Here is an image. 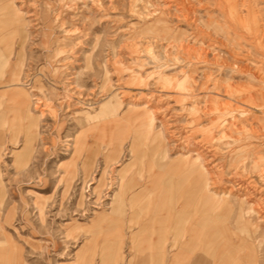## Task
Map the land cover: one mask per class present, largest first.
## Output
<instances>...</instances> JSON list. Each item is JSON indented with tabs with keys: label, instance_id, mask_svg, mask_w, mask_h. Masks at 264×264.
I'll return each mask as SVG.
<instances>
[{
	"label": "rangeland",
	"instance_id": "374dc122",
	"mask_svg": "<svg viewBox=\"0 0 264 264\" xmlns=\"http://www.w3.org/2000/svg\"><path fill=\"white\" fill-rule=\"evenodd\" d=\"M11 3L26 21L24 60L17 111L0 108V126L4 118L18 126L21 108L36 122L30 147L28 128L14 144L7 126L0 132V223L13 264H168L162 241L173 235L161 231L156 145L173 160L191 152L193 138L181 143L167 122L197 137L233 116L247 136L235 147L258 152L264 166V0ZM8 59L17 60L15 51ZM143 104L154 118L148 135L136 122ZM220 182L209 189L221 191ZM188 210L190 223L199 221ZM246 218L258 232L234 236L264 263V218Z\"/></svg>",
	"mask_w": 264,
	"mask_h": 264
},
{
	"label": "bare ground",
	"instance_id": "6f19581e",
	"mask_svg": "<svg viewBox=\"0 0 264 264\" xmlns=\"http://www.w3.org/2000/svg\"><path fill=\"white\" fill-rule=\"evenodd\" d=\"M12 10L7 25L8 35L10 39H15L13 43L17 45L18 52L22 56L21 47L26 31L20 25L25 24L26 21L19 17V12L16 9L13 8ZM47 12L49 11L47 10ZM21 66L22 62L18 61L13 63L11 69H9V77L11 76V81L14 84H17L20 80L18 73ZM25 96L27 97V95ZM27 103L28 100L24 104ZM261 104L264 105V102ZM139 107L142 110L140 112L136 108H131L128 111L129 114L130 112L141 114L140 117L137 116L136 122L138 127L141 130L143 129L144 134L148 135L154 124L152 111L144 110L147 108L146 104ZM25 111L28 113V108L25 110L19 109L17 122L19 125L17 126L14 123L9 127L11 132L9 139L11 143H16L18 133L28 128L29 131L25 132L24 146L30 147L34 140L32 136L36 134V122L35 119L31 120L28 119V116L25 117L24 114H27ZM228 113H232V111L230 110ZM242 117L243 119L240 121L244 122H249L252 119L247 116ZM24 120H27L29 124L25 125ZM235 122V118L232 116L230 122L223 120L220 125H214L203 134H197L196 137L192 133L190 134V131H188V134H182L175 121H168L167 126L171 128L170 133L181 143L185 142L187 144L193 138L191 146L188 147L191 152H188L187 155V152L183 151L185 156L182 152L173 160H168L163 155L164 151L160 146V142L156 145V151L161 160L160 174H158V181L156 180L159 183V199H161L160 215L163 225L161 231L165 235L170 233L173 235L172 241H169L168 238H164L162 241V247L165 250L163 257L167 258L168 264H264L259 262L257 255L255 259L253 258L254 256L251 254L253 251L246 244V240H239L234 236L237 233L241 234L244 230L254 234L258 232L259 228L252 225L246 218L249 215L250 217L257 215L264 218V166L257 162L258 152L250 148L242 150L238 146L235 147L241 139L247 138L242 131H235ZM250 136L252 137L253 133H250ZM185 137L189 140H182ZM155 139L158 141L159 137L155 136ZM223 175H225V178L222 183L219 179H222ZM215 182H220L221 191L209 189L215 187ZM185 191L187 192L184 197L182 193H185ZM3 194L4 187L0 182V211L1 208L3 209ZM231 194H234L237 198L239 197V203H233L232 199L229 198ZM172 207L176 211L172 212ZM190 207L194 209V212L201 215L199 221L193 224L190 223L192 216L188 210ZM231 215L236 218L232 228L226 223ZM4 231L5 228L0 223V245L3 242L10 246L9 251H5L4 248L0 249V259L4 257L7 264H13L18 260L12 255L15 247ZM234 241H240V244H236ZM146 244H148V240L144 242V246ZM246 249H248V252H243Z\"/></svg>",
	"mask_w": 264,
	"mask_h": 264
},
{
	"label": "crops",
	"instance_id": "0c3cea01",
	"mask_svg": "<svg viewBox=\"0 0 264 264\" xmlns=\"http://www.w3.org/2000/svg\"><path fill=\"white\" fill-rule=\"evenodd\" d=\"M3 1L4 0H0V53H1L0 54V62L3 64L2 65L0 63V67H1L0 68V108H1V110L2 109L4 110L2 113L6 114L9 111L11 113L13 111H17L16 108L14 107V105H13L15 103L14 100L17 99V96H15V92L12 91V90H14V88L16 90H19L18 89V87H19L18 86L19 85L18 82H17V84H14L13 81H11V76L9 77V75H10L9 74L10 73L9 69H11L12 64L15 63V62L19 61V62L23 63V58H21V54L18 52L19 50L17 48V45L13 43L15 41V39L14 40L10 39L9 35H8V26L7 25H8L10 12L13 11L12 10L13 9L12 3H10V6H9V1L10 0H6L4 2ZM13 47H15L16 50L13 49ZM14 51H15L16 55L18 54V56H17V60L11 64V63L8 62V60H9L8 58L11 56V53H13ZM1 59H2V61H1ZM3 76L6 77V80H9V81H7V82L6 81L5 82L1 81ZM7 77H8V79H7ZM5 88H7V89H5ZM2 94H5V95L2 96ZM18 102L19 103L21 102L20 104L23 103L22 101H18ZM21 109L24 110V108H21ZM18 111H19V109H18ZM8 122L9 121L6 122L5 118L2 120L3 124L0 126V132L2 134H4V131H5L4 127L7 126V132H8L7 139L10 141V139H9V136H10L9 127L12 126L14 123L10 122V124H8ZM0 154H1V150H0ZM132 197L133 196H130L128 198V200L131 201L130 198H132ZM132 200L135 201L136 197L134 196L132 198Z\"/></svg>",
	"mask_w": 264,
	"mask_h": 264
}]
</instances>
